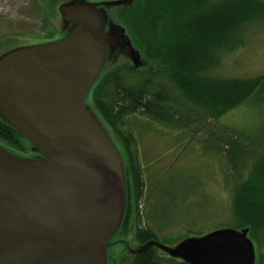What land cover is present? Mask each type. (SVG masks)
<instances>
[{"label":"water","instance_id":"obj_1","mask_svg":"<svg viewBox=\"0 0 264 264\" xmlns=\"http://www.w3.org/2000/svg\"><path fill=\"white\" fill-rule=\"evenodd\" d=\"M119 5L72 0L61 8L75 25L68 37L0 62V118L37 154L0 146V264L108 263L125 216L126 173L84 101L105 61L96 8ZM249 232L219 229L175 247L151 241L137 252L155 247L185 264H256Z\"/></svg>","mask_w":264,"mask_h":264},{"label":"trees","instance_id":"obj_2","mask_svg":"<svg viewBox=\"0 0 264 264\" xmlns=\"http://www.w3.org/2000/svg\"><path fill=\"white\" fill-rule=\"evenodd\" d=\"M134 1L137 10L124 17L147 63L141 69L129 65L114 69L98 83L92 96L98 112L124 148L127 205L112 242L127 236L131 217L145 196L139 145L134 135L125 131L143 117L189 135L194 141L200 133L212 140L214 150L226 162L230 179L227 187L231 189V213L225 228L248 229L257 247L256 264H264V136L215 128L218 120L254 98L264 86V76H214L224 58L243 47L245 31L264 21V0ZM0 146L22 157L31 144L0 118ZM162 231L153 221L150 228L138 225L136 239L140 244H174L176 237L160 238ZM154 248L122 264H185L158 255ZM110 256L109 249L108 260Z\"/></svg>","mask_w":264,"mask_h":264},{"label":"rangeland","instance_id":"obj_3","mask_svg":"<svg viewBox=\"0 0 264 264\" xmlns=\"http://www.w3.org/2000/svg\"><path fill=\"white\" fill-rule=\"evenodd\" d=\"M71 1L0 0V62L26 48L59 42L68 37L75 25L66 21L61 8ZM79 2L84 6L121 4L96 8L102 14L101 36L106 39L105 61L85 98L84 107L95 126L113 145L125 167L122 141L106 124L92 96L98 83L114 69L123 65L138 66L139 69L145 67L147 62L143 61L141 47L134 39L135 32L124 17L129 11L137 10L138 4L134 0ZM107 39L109 43H106ZM214 76L220 79L264 76V21L253 24L245 31L243 47L226 56ZM165 86L171 87L168 82ZM137 119L136 126L126 128L125 131L132 133L139 145V157L145 171V196L137 213L134 212L131 217L129 233L125 238H117L125 241L127 248L117 244L119 242L116 239L110 248V264L131 260L130 252L143 248L145 244H140L136 239L138 225L143 229L150 228L153 221L163 230L159 233L160 238L176 237L175 243L168 245L175 247L183 239L201 237L195 234L203 236L224 229L230 222L228 169L225 160L214 150L212 140L200 133L194 141L180 131L155 124L143 117ZM215 125L217 129H225L223 131L231 129L248 136H264V86L252 100L222 117ZM36 155L31 146L22 157ZM189 231L193 234H186ZM154 250L162 256V250Z\"/></svg>","mask_w":264,"mask_h":264},{"label":"flooded vegetation","instance_id":"obj_4","mask_svg":"<svg viewBox=\"0 0 264 264\" xmlns=\"http://www.w3.org/2000/svg\"><path fill=\"white\" fill-rule=\"evenodd\" d=\"M117 242H119L121 245H124L127 248V244L125 243V241H123V240L122 241L117 240ZM130 253H132V254H130L131 255V258H134L135 256L138 255V252L137 251H131Z\"/></svg>","mask_w":264,"mask_h":264}]
</instances>
